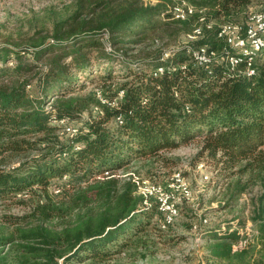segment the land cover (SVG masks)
<instances>
[{"label": "trees", "instance_id": "trees-1", "mask_svg": "<svg viewBox=\"0 0 264 264\" xmlns=\"http://www.w3.org/2000/svg\"><path fill=\"white\" fill-rule=\"evenodd\" d=\"M187 1L197 12L177 20L171 3L76 0L70 17L32 43V59L24 51L0 48V198L31 192L45 199L30 214L6 218L14 230L0 233V264L112 259L159 209L156 204L142 210L145 198L133 176L118 172L194 142L200 156L258 180L262 193L253 211L258 234L251 246L264 248V59L257 62L256 75L229 73L225 56L230 47L219 36L221 25L246 23L248 12L264 0ZM171 26L187 35L202 27L203 35L172 50L140 52ZM190 47L216 51L220 61L199 65ZM83 78L96 84L101 96H78L86 88ZM88 111L90 119L75 136L61 135L63 127L56 122ZM7 160L19 165L7 170ZM52 185L63 189L64 199L54 200ZM228 187L229 206L249 183L238 179ZM82 209L87 213L59 230L46 225ZM239 238L230 230L213 235L211 256L248 264L246 249L233 251ZM7 246L15 249L13 255L3 253Z\"/></svg>", "mask_w": 264, "mask_h": 264}, {"label": "rangeland", "instance_id": "rangeland-1", "mask_svg": "<svg viewBox=\"0 0 264 264\" xmlns=\"http://www.w3.org/2000/svg\"><path fill=\"white\" fill-rule=\"evenodd\" d=\"M143 1L151 4L171 3V7L183 4L193 6L187 0ZM75 2L76 0H0V48L9 47L24 51L26 59H32V51H34L32 43L48 36L56 21L70 17L75 12ZM263 9L264 5H255L248 12L246 19ZM155 39H158L156 40L159 41L158 44ZM189 42L187 34L171 26L168 30L155 34L145 46L140 48L142 49L140 52L147 56L158 51L159 47L172 50ZM135 53L137 52L130 54V57L133 58ZM261 60L258 59L257 62ZM82 82L86 88L81 90L78 96L88 97L90 93H100L96 84L86 82L84 78ZM51 102L52 100L49 101ZM91 111L94 115L97 114L94 112L96 108L91 107ZM91 111L84 112L81 118L69 122L66 120L56 122L63 127L61 135L71 137L70 133L73 131L69 132L68 128L76 131L82 129L90 119ZM18 165V161L7 160L3 167L9 170ZM178 172H182L189 184L192 197L178 200L179 215L174 223L163 228V216L158 209L149 224L144 222L146 225L144 231L133 237L126 249L119 251L105 263L95 264H228L227 261L217 260L211 256L209 246L213 235H221L229 230L230 233H236L241 237L240 246L244 247L246 244L244 249L248 251V255L245 262L262 264L264 248L256 249L251 246L257 238V228L253 222L254 200L262 193L257 179L253 178L254 180L250 181L249 174L244 177L241 174H233L213 157L207 154L200 156V145L197 142L164 151L157 159L136 161L130 168L118 173L125 175L136 173L145 185L160 186L163 190L172 193L175 190L172 185L177 187L175 174ZM205 177L209 179L206 180ZM238 179H242L244 184L248 182L249 188L228 206L226 199L228 185ZM62 190L59 186L52 185L49 193L54 200L60 201L61 197L65 198ZM176 196L178 199L179 195ZM44 201L41 194L33 195L31 192L17 197L0 198V233L4 231L5 234H10L14 230L13 226L6 222V218L15 219L30 214L38 203ZM156 204V199H151V206ZM87 211V209L77 210L72 218H67L68 215L63 220H56L46 225L51 229L59 230L72 223L76 215H83ZM14 252L12 246H7L3 250L6 255H13ZM59 264L76 263H67L61 259ZM82 264H91V262L86 261Z\"/></svg>", "mask_w": 264, "mask_h": 264}, {"label": "built area", "instance_id": "built-area-1", "mask_svg": "<svg viewBox=\"0 0 264 264\" xmlns=\"http://www.w3.org/2000/svg\"><path fill=\"white\" fill-rule=\"evenodd\" d=\"M175 19L186 20L192 16L197 9L190 5H176L171 8ZM202 13V11H201ZM201 22L205 23V17H201ZM207 28L211 29L213 24L207 23ZM203 35V28L199 27L195 31L188 35L189 41H195ZM219 36L224 37L227 41L230 50L226 52L225 61L227 71L233 75H246L248 77L256 75V64L257 60L264 59V10L253 14L246 23L244 24H225L220 26ZM108 50H111L108 47ZM188 53L192 55L193 59L197 64L202 66H208L214 62H219V54L216 51H210L207 47L200 48H189ZM170 54H165V59H168ZM261 58V59H260ZM242 63L246 64V69H240ZM159 72L163 73L164 68H159ZM100 95V93H98ZM121 96L123 93L120 94ZM105 102V101H103ZM115 106L116 102L111 103ZM121 122V118H118ZM70 136H75L78 131L71 128L67 129ZM109 173H106L108 175ZM128 175L133 176V181L138 185L139 194L142 195L144 200V205L142 210L149 208L151 206V199H156L159 211L163 216V228L172 225L175 219L179 215V203L180 199H190L192 197V192L189 184L182 175V172L175 174V180L177 187L172 185L175 189L172 193L163 190L162 187L156 185H145L144 181L133 173ZM206 180L209 177H205ZM60 191V190H57ZM178 194H177V193ZM179 198L177 199V196ZM207 222V219L205 220ZM258 234V233H257ZM240 240L233 245V251L243 250L246 247L240 246ZM239 245V246H238ZM264 264V262L262 263Z\"/></svg>", "mask_w": 264, "mask_h": 264}]
</instances>
